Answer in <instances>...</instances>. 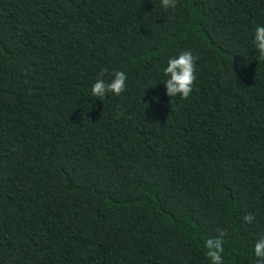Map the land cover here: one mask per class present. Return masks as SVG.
Returning <instances> with one entry per match:
<instances>
[{"label": "trees", "instance_id": "16d2710c", "mask_svg": "<svg viewBox=\"0 0 264 264\" xmlns=\"http://www.w3.org/2000/svg\"><path fill=\"white\" fill-rule=\"evenodd\" d=\"M257 26L264 0H0V264H211L219 229L222 264H256ZM184 50L196 80L171 98ZM101 69L121 95H91Z\"/></svg>", "mask_w": 264, "mask_h": 264}, {"label": "clouds", "instance_id": "9594fccd", "mask_svg": "<svg viewBox=\"0 0 264 264\" xmlns=\"http://www.w3.org/2000/svg\"><path fill=\"white\" fill-rule=\"evenodd\" d=\"M165 10L177 7V0H161ZM253 43L259 52L260 58L264 59V26L255 28ZM198 56H194L191 50L181 51L177 56L171 57L167 61V66L163 69V74L167 77L164 80L166 85V95L175 97L179 95L183 99H187L192 93L193 84L196 80L195 76V60ZM240 66H246L241 64ZM107 69H101L99 77L91 86V95L94 97H104L107 93L116 96L121 95L125 91V82L127 80L124 71H115L110 81L103 79ZM254 219L253 214L249 213L244 216L246 222L251 223ZM227 235L226 229H219L215 237H209L204 242L207 249L206 256L210 258L211 264H222V253L224 248V237ZM254 255L257 257L256 264H264V235L256 240L254 245Z\"/></svg>", "mask_w": 264, "mask_h": 264}]
</instances>
